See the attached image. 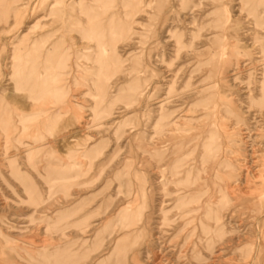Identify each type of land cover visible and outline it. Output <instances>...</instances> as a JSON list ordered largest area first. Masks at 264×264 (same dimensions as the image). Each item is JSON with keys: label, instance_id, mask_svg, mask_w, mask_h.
I'll list each match as a JSON object with an SVG mask.
<instances>
[{"label": "rangeland", "instance_id": "374dc122", "mask_svg": "<svg viewBox=\"0 0 264 264\" xmlns=\"http://www.w3.org/2000/svg\"><path fill=\"white\" fill-rule=\"evenodd\" d=\"M0 264H264V0H0Z\"/></svg>", "mask_w": 264, "mask_h": 264}, {"label": "bare ground", "instance_id": "6f19581e", "mask_svg": "<svg viewBox=\"0 0 264 264\" xmlns=\"http://www.w3.org/2000/svg\"><path fill=\"white\" fill-rule=\"evenodd\" d=\"M231 187V186H230ZM139 219V218H138Z\"/></svg>", "mask_w": 264, "mask_h": 264}]
</instances>
